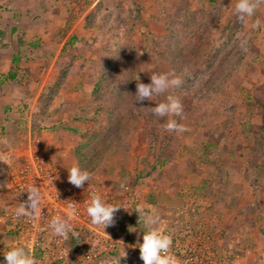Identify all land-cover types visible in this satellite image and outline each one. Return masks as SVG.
<instances>
[{"label": "rangeland", "instance_id": "374dc122", "mask_svg": "<svg viewBox=\"0 0 264 264\" xmlns=\"http://www.w3.org/2000/svg\"><path fill=\"white\" fill-rule=\"evenodd\" d=\"M59 1L54 37H31L18 53L21 67L6 74L17 76L35 100L19 110L23 141L0 150L7 249L25 247L36 264H111L125 250L120 264H143L138 243L152 227L171 237L179 264H264V151L254 147L261 124L256 98L264 88V0H255L253 14L243 19L234 11L237 0ZM188 62L202 69L191 93L205 83L202 74L210 77L205 96L178 86L146 101L154 107L174 95L180 116L138 118L130 126L119 114L126 124L117 122L107 138L96 135L98 125L84 134L79 116L92 100L89 79L103 75L122 95L136 92L137 82L149 83L153 72L178 77L191 68ZM169 119L186 131L166 130ZM74 164L91 173L81 188L67 180ZM34 184L43 193L41 213L15 216L27 199L23 191ZM91 194L123 207L104 230L87 215ZM73 202L70 222L78 235L65 240L48 225L68 215ZM149 215L158 223L145 224Z\"/></svg>", "mask_w": 264, "mask_h": 264}, {"label": "clouds", "instance_id": "9594fccd", "mask_svg": "<svg viewBox=\"0 0 264 264\" xmlns=\"http://www.w3.org/2000/svg\"><path fill=\"white\" fill-rule=\"evenodd\" d=\"M256 6L255 0H237L234 11L238 18L243 19L245 16H251ZM259 24L260 21L257 20L254 27ZM245 43L242 42L241 48L247 51ZM180 84L181 80L171 73L153 72L150 75L149 83L137 82L135 96L137 97V101L151 100L152 97L164 94L169 89L178 87ZM151 110L153 114L161 117L180 116L182 113V104L178 97L169 94L165 96L163 101L151 107ZM164 127L166 130L175 131L176 133L186 131L184 125L178 123L175 119H169ZM67 171L68 182L77 188L83 187L85 182L90 181L91 173L82 169L78 164H74ZM48 178L52 180L51 175ZM88 187H91L89 183ZM23 192L27 193V199L18 204L14 215L17 217L27 216L35 219L37 214L41 213L43 209L41 207L43 195L41 186L37 187L36 184L30 185ZM75 203H69L68 208L70 211L68 215H56L48 225L54 235L65 240L68 239L69 235L73 237L78 235L70 222L72 216L77 211L74 206ZM120 208L123 207L106 203L99 194H91V201L87 205L86 212L88 217H90V223L102 226L104 230L107 226L115 223L114 215ZM158 221V216L149 215L144 222L147 225H153L158 223ZM138 244L140 259L143 261V264H179L177 257L170 252V246L172 244L171 237L156 228L149 227L144 231L142 242ZM2 255L4 257V264H36L35 257L27 252L23 246H11L7 250H4ZM125 255L126 252L124 250L122 255L112 258L111 264H120L121 258L125 257Z\"/></svg>", "mask_w": 264, "mask_h": 264}, {"label": "crops", "instance_id": "0c3cea01", "mask_svg": "<svg viewBox=\"0 0 264 264\" xmlns=\"http://www.w3.org/2000/svg\"><path fill=\"white\" fill-rule=\"evenodd\" d=\"M59 2L64 6V0ZM57 7L58 0H0V134L4 133L0 135V150L11 149L23 141L24 130L19 125L22 111L19 110L22 102L35 103L30 94L20 88L17 76L6 77V74L14 67H21L23 61L18 53L25 49L31 37L38 32L45 39L54 37ZM24 114V118L31 119V111ZM8 245L0 227V262Z\"/></svg>", "mask_w": 264, "mask_h": 264}, {"label": "trees", "instance_id": "16d2710c", "mask_svg": "<svg viewBox=\"0 0 264 264\" xmlns=\"http://www.w3.org/2000/svg\"><path fill=\"white\" fill-rule=\"evenodd\" d=\"M134 5L137 6L136 10H139L138 3L134 2ZM216 50L217 49H214L215 52ZM188 63L191 66L190 69L182 73L178 72V78L181 80V84L179 85V87L181 90H185L186 92L190 93L191 96L193 95L196 98L200 99L206 95L204 86H206V84L209 83L210 77H208L206 74H202V77L198 76L199 78L201 77L202 80L205 81V83L201 82L200 86L196 88L197 90L194 91V93H191V91H193L192 88L195 87V83H194V81H196L195 78L197 77V75H199L202 69L194 68L191 62ZM106 64H107L106 68H113L111 62H107ZM11 76L13 77L12 73ZM88 77L90 78V75ZM89 80L93 84L92 85L93 88L91 90L92 100L91 102L84 105L83 108L84 111H82V113L79 116L80 120L84 118L85 123L87 124V126L84 128V134L93 133L92 129H95L94 126L98 125L99 128L96 129L97 132L95 131L96 135L98 134L97 136H101L102 139L107 138L108 135L110 136V134L118 126L117 122L121 123L123 126L124 124H126L124 122H121V120L118 121L119 114L122 117H127V121L130 122V126H132L134 121L137 122L138 118L147 119V121L149 120L152 122L153 121L152 118L154 119V117L157 116L153 114L150 105L146 103L147 100L137 101V97L135 96L136 92L132 91V89H128L124 91L122 95H120L114 89V87L110 85V83H107L103 80V75L102 76L100 75V77L94 76V79H89ZM101 86L106 90V92L97 91V88L99 87L101 88ZM126 95L130 96L129 101L128 100L125 101ZM256 100L259 108L258 114L261 119V124L257 125V131L254 135V145H255L254 147H256V149L258 150L264 151V88L261 91L260 95L257 96ZM124 103H129V106L122 114L121 106ZM144 111L148 113V117L145 115ZM100 117L101 120H99ZM149 117L151 119H149ZM100 129L103 130L101 131ZM75 131L78 130H74V132ZM159 154L163 156L166 153L164 150H161Z\"/></svg>", "mask_w": 264, "mask_h": 264}, {"label": "built area", "instance_id": "2783aa9c", "mask_svg": "<svg viewBox=\"0 0 264 264\" xmlns=\"http://www.w3.org/2000/svg\"><path fill=\"white\" fill-rule=\"evenodd\" d=\"M113 235H114V234H113ZM110 239H114V240H115V237L111 235ZM111 246H112V248H113L114 244L111 243Z\"/></svg>", "mask_w": 264, "mask_h": 264}]
</instances>
